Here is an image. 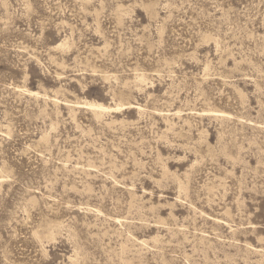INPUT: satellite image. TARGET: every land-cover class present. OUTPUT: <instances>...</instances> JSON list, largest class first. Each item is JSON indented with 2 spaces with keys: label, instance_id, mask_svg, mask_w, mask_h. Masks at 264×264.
<instances>
[{
  "label": "rangeland",
  "instance_id": "374dc122",
  "mask_svg": "<svg viewBox=\"0 0 264 264\" xmlns=\"http://www.w3.org/2000/svg\"><path fill=\"white\" fill-rule=\"evenodd\" d=\"M0 264H264V0H0Z\"/></svg>",
  "mask_w": 264,
  "mask_h": 264
},
{
  "label": "bare ground",
  "instance_id": "6f19581e",
  "mask_svg": "<svg viewBox=\"0 0 264 264\" xmlns=\"http://www.w3.org/2000/svg\"><path fill=\"white\" fill-rule=\"evenodd\" d=\"M87 107L91 109L94 112H105L108 110L106 107L100 105V104H95V103H86Z\"/></svg>",
  "mask_w": 264,
  "mask_h": 264
}]
</instances>
